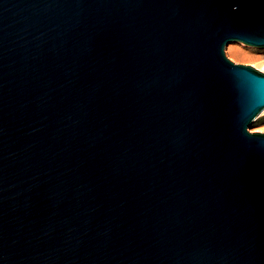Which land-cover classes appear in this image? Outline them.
Listing matches in <instances>:
<instances>
[{"label":"water","instance_id":"95a60500","mask_svg":"<svg viewBox=\"0 0 264 264\" xmlns=\"http://www.w3.org/2000/svg\"><path fill=\"white\" fill-rule=\"evenodd\" d=\"M264 0H0V264H264Z\"/></svg>","mask_w":264,"mask_h":264},{"label":"rangeland","instance_id":"374dc122","mask_svg":"<svg viewBox=\"0 0 264 264\" xmlns=\"http://www.w3.org/2000/svg\"><path fill=\"white\" fill-rule=\"evenodd\" d=\"M240 42H230L226 46L227 57L235 63L251 65L254 68L264 72V48H258L250 46L253 49L247 50L251 55L254 56L253 59H243L236 57L235 49L240 48ZM247 45V44H245ZM250 132H264V110L256 118V120L249 127Z\"/></svg>","mask_w":264,"mask_h":264},{"label":"bare ground","instance_id":"6f19581e","mask_svg":"<svg viewBox=\"0 0 264 264\" xmlns=\"http://www.w3.org/2000/svg\"><path fill=\"white\" fill-rule=\"evenodd\" d=\"M240 48L235 49V56L243 59H253L254 56L251 55L247 50L253 49L249 45H245V43L240 42Z\"/></svg>","mask_w":264,"mask_h":264}]
</instances>
